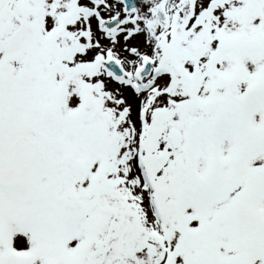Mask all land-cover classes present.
<instances>
[{
  "label": "snow or ice",
  "instance_id": "6c2138e0",
  "mask_svg": "<svg viewBox=\"0 0 264 264\" xmlns=\"http://www.w3.org/2000/svg\"><path fill=\"white\" fill-rule=\"evenodd\" d=\"M0 264H264V0H0Z\"/></svg>",
  "mask_w": 264,
  "mask_h": 264
}]
</instances>
